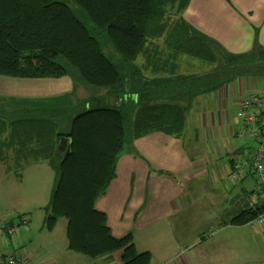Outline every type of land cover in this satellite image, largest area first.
I'll use <instances>...</instances> for the list:
<instances>
[{
  "label": "trees",
  "instance_id": "1",
  "mask_svg": "<svg viewBox=\"0 0 264 264\" xmlns=\"http://www.w3.org/2000/svg\"><path fill=\"white\" fill-rule=\"evenodd\" d=\"M71 2L76 11L59 0H0V77L78 78L83 86L105 91L116 100L137 94V109L131 104L106 103L85 107L86 103L83 109L71 112L62 107H27L20 112L25 116L10 128L0 126V161L18 178L25 166L38 161H46L55 172L45 228L52 230L56 221L64 218L69 251L90 260L120 253L121 264H151L149 253L136 252L131 232L115 238L106 215L95 209L96 201L115 178L127 140L152 132L180 139L187 128V107L148 99L150 83L135 67L136 59L147 51L148 35L158 37V25L172 14L176 22L170 31L172 38L167 39L172 50L168 56L186 55L203 63L223 60L218 81L253 75L264 78V49L256 41L247 53L228 54L181 18L190 0ZM105 45L112 48L116 59L103 52ZM187 80L197 84L193 77ZM224 84L218 82L210 91ZM187 94L192 99L197 96L194 91ZM57 114H66L64 132L58 130ZM263 212L264 205L241 211L230 225L244 226Z\"/></svg>",
  "mask_w": 264,
  "mask_h": 264
},
{
  "label": "crops",
  "instance_id": "2",
  "mask_svg": "<svg viewBox=\"0 0 264 264\" xmlns=\"http://www.w3.org/2000/svg\"><path fill=\"white\" fill-rule=\"evenodd\" d=\"M181 18L228 54L247 53L256 41L264 49V0H190ZM147 45L135 67L150 83L148 99L187 107V128L180 139L152 132L134 140L132 147L142 159L133 157L134 150L123 152L115 178L95 209L106 215L115 238L131 232L136 252L149 253L151 264H264V224L229 222L241 211L264 205L261 187L248 168L251 146L236 138L235 110L252 92V84L247 78L215 77L193 86L184 80L185 62L169 57L156 40ZM223 81L224 86L210 91ZM189 91L196 92V98ZM90 92L70 77H0V96L28 108L62 107L71 112L86 103L135 107L139 98L132 94L116 100L105 91ZM185 136L191 139L189 148L183 146ZM238 162L246 172L238 181H229ZM120 255L93 264H121Z\"/></svg>",
  "mask_w": 264,
  "mask_h": 264
},
{
  "label": "rangeland",
  "instance_id": "3",
  "mask_svg": "<svg viewBox=\"0 0 264 264\" xmlns=\"http://www.w3.org/2000/svg\"><path fill=\"white\" fill-rule=\"evenodd\" d=\"M59 1L64 2L72 10L76 11V7L71 0ZM175 19L172 14L168 13L164 19V24L158 25V37H151V34L147 37L150 41L156 40L158 48L165 53L172 52L168 48L167 39H171L173 36L170 31L173 30ZM86 26L89 29L92 27L89 23ZM147 47L148 49L150 48L149 45ZM102 50L113 60L116 59L117 56L110 46L105 45ZM178 58L186 63L184 68L185 80L192 82L187 79L188 77H193L197 79L194 81L197 84L203 80L206 83L205 79L216 77L214 72L220 66L223 67V60H220L219 63H203L191 56L180 55ZM241 78H247L248 83L253 86L251 90L258 89L260 85L264 86V78L260 75L242 76ZM73 79L78 83L80 82L78 78ZM89 89L91 90V95L96 94L98 91L94 88ZM100 92L98 91V93ZM193 98H196V96ZM243 99L241 98L239 102ZM49 101L50 99L45 100V104H48ZM80 106L79 104L72 111H78ZM26 108L8 101L7 96H0V126L10 128L11 123L25 116L20 112L27 111ZM134 109H137V106ZM192 116H195V112ZM52 117L54 118V115ZM55 117L57 125H59L58 130L64 132L67 122L62 120L65 119L66 114H57ZM129 130L130 128L126 130L127 138ZM181 140L184 147H190L191 139L189 136H185ZM133 141H126L125 150L128 151L129 149L131 152L134 150L132 147ZM247 145L253 146L251 142H248ZM137 152V149L136 152L134 150L133 157L142 159L138 154L139 152ZM19 174L20 177L18 178L13 173L6 171V166L0 161V218L9 219L15 225L19 224L21 218L26 219L28 222L26 226L19 228L17 235L11 238L10 244L7 243L5 245L6 249L15 255L30 257L38 264H93V260L67 249L66 220L64 218H59L52 230L45 228V209L49 203L55 181V172L49 167L48 163L46 161H38L27 165ZM203 234L206 236L205 231Z\"/></svg>",
  "mask_w": 264,
  "mask_h": 264
},
{
  "label": "built area",
  "instance_id": "4",
  "mask_svg": "<svg viewBox=\"0 0 264 264\" xmlns=\"http://www.w3.org/2000/svg\"><path fill=\"white\" fill-rule=\"evenodd\" d=\"M235 118L239 123L236 138L242 142H251L249 148V167L256 184L261 187L264 198V86L252 90L247 98L238 102L235 110ZM244 168L242 162L234 164L228 174V180L236 182L242 177ZM27 220L20 219L15 225L9 219H0V264H38L34 259L27 256H18L10 251L3 250L5 245L10 244L11 238L15 237L21 226L27 225ZM252 227L264 224V212L249 223Z\"/></svg>",
  "mask_w": 264,
  "mask_h": 264
},
{
  "label": "water",
  "instance_id": "5",
  "mask_svg": "<svg viewBox=\"0 0 264 264\" xmlns=\"http://www.w3.org/2000/svg\"><path fill=\"white\" fill-rule=\"evenodd\" d=\"M64 144H65V143H64ZM64 144H62V149L65 147V145H64ZM68 150H69V149H68V148H66V153H65V155H67V154H68ZM65 155H64V156H65Z\"/></svg>",
  "mask_w": 264,
  "mask_h": 264
}]
</instances>
